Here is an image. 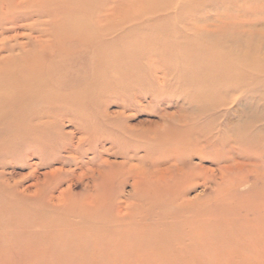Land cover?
<instances>
[{
    "label": "bare ground",
    "instance_id": "bare-ground-1",
    "mask_svg": "<svg viewBox=\"0 0 264 264\" xmlns=\"http://www.w3.org/2000/svg\"><path fill=\"white\" fill-rule=\"evenodd\" d=\"M258 6L264 0H0V264H261L264 182L240 192L263 175L251 158L264 149L254 110L264 104V38L247 16ZM149 84L155 94L176 84L198 108L171 139L181 176L122 198L112 187L120 169L149 162L153 144L134 145L143 127L121 128L95 102ZM117 128L130 155L116 170L106 159L90 168L117 147ZM97 141L109 146L83 159ZM192 152H216V170L185 171ZM17 159L26 173L5 169ZM200 183H214V195L194 205L186 194ZM219 204L222 218L207 225ZM231 209L248 214L225 217Z\"/></svg>",
    "mask_w": 264,
    "mask_h": 264
},
{
    "label": "rangeland",
    "instance_id": "rangeland-1",
    "mask_svg": "<svg viewBox=\"0 0 264 264\" xmlns=\"http://www.w3.org/2000/svg\"><path fill=\"white\" fill-rule=\"evenodd\" d=\"M256 9L252 10L253 13H249L247 15L250 19L258 20L257 28H260L263 33L264 38V10H260L259 6L255 7ZM260 12H258V10ZM255 13V15H254ZM253 14V16H252ZM251 15V16H250ZM261 22V23H259ZM263 25V26H262ZM263 27V28H262ZM2 54H5V52H2ZM84 60V59H83ZM174 85V84H173ZM150 86V87H149ZM153 84H149L146 87L142 88L140 91H135L136 97H133V93H129L131 96H126L125 92L121 93H104L97 98L95 105H99L100 109H104L107 112V115L116 123L118 120L120 121L121 128H125L128 126V128H135L139 127L141 125L143 128L142 134H141V141L142 142H133L134 145L140 146H146V144L142 143H149V145L153 144L152 152L153 156L150 159L149 162L147 160L139 162L135 167H129L124 166V168H121L120 171L122 172L121 175L117 176L116 182L113 183L112 187L115 190V193H119V195L123 197H128V195H131L134 191L137 190H149V189H155L156 184L159 188V190L163 191L167 188L168 185L173 183V178H175L177 175L181 176V172H179L176 167L173 165V155L178 152V144L171 140L173 136V133L175 131V127L178 125H185V114L187 113L189 117L193 116L195 112L197 111V106L190 103L188 100H185L183 97L184 92L182 94L181 90L178 91L176 87V84L173 86L169 85L168 90H163L160 92V94H155L152 91ZM171 87V88H170ZM176 89V91L173 88ZM147 91L145 92V90ZM172 89V90H171ZM114 91H116L114 89ZM165 91L167 93H165ZM153 94H152V93ZM176 92V93H175ZM179 92V93H178ZM134 94V95H135ZM175 94V95H173ZM121 95L126 96L127 99L133 100V101H127L129 103V107L125 109L124 114L120 115L119 112L121 109H123V102L121 100ZM152 95V96H151ZM156 95V96H155ZM161 95V96H160ZM129 97V98H128ZM133 97V98H132ZM120 98V99H119ZM254 98L248 97V99L243 100L242 102L250 101ZM258 100L256 97L255 100ZM251 102V101H250ZM257 102V101H256ZM127 103V104H128ZM243 107H241L242 109ZM259 109V110H258ZM255 112H258L261 117L264 116V104L263 101H258V107H255ZM231 109L228 110L230 112ZM101 113V112H99ZM182 114V115H181ZM181 115L180 117H178ZM180 119V120H178ZM264 117L261 118L257 122V126L259 127L260 133L262 136H264V124H263ZM263 124V126L261 125ZM262 126V127H261ZM261 127V129H260ZM114 128V127H113ZM120 128V129H121ZM157 128V130L152 131L153 129ZM72 125L68 122H64L63 124V130L64 131H73ZM120 129L117 128L114 130L115 133L118 135L116 136V146L112 152L105 153L102 151L101 156H97L93 159L92 164H89L90 168L94 167V163L101 162L102 159H106L108 162L113 164V168L116 170L117 165L116 162L123 161V155H130L127 154L128 151L121 152V149L126 147L127 144L123 141L125 138L124 136L119 137L121 134ZM130 131V130H129ZM119 139V140H118ZM75 141V138H74ZM96 141V139H95ZM172 141V142H171ZM100 142L97 141V145ZM104 143L105 148L109 146L108 141L101 142L97 149L87 151L86 154L83 155V159H87V157L95 156L93 153L99 152L101 150V145ZM96 144V142H95ZM86 147V146H85ZM180 147V146H179ZM104 149V148H103ZM143 149V148H142ZM94 151V152H92ZM116 151V152H115ZM120 152V153H119ZM145 153V150H140L137 153V156H142ZM62 154H65L64 152ZM100 154V153H99ZM123 154V155H122ZM216 154V152H212L210 154L199 156L196 153L192 152L189 153L184 158L186 159L184 164V170L187 171L188 167H193L198 171H208L209 169L216 170L217 165L212 161L213 156ZM258 154V155H257ZM255 156H252L251 158L253 161H255L257 168L261 171H263V175H259L256 177V175H252L249 177L248 181L245 183L244 186H241L240 192H246L250 188V184L255 181L257 184H261L264 182V170H263V164L261 163L264 160V149L263 147L260 149L259 153H257ZM97 155V153H96ZM146 157V156H144ZM247 157V156H246ZM158 160V161H157ZM29 161H38L37 158L30 159ZM212 161V162H211ZM133 163H137L136 160H134ZM221 163H224L221 161ZM22 164V165H21ZM52 166H57L58 163L54 162L51 164ZM6 170L14 171V173L23 174L28 171L26 166H24L23 162H21L19 159L15 160L9 167L5 168ZM46 168L43 167L39 171L42 172ZM263 177V178H262ZM259 178V179H258ZM217 181V175H215V178ZM87 179H83L82 182L77 184L73 187V192L75 194H79L83 192V183H85ZM26 182V181H25ZM216 185L214 183H207V184H198L194 186L192 189L188 191L186 194V198L189 200H193L194 205H198L203 203L204 201L211 199L214 195L213 189ZM262 191V190H261ZM258 196V193L256 194ZM259 194V198H260ZM232 201H237L236 197L231 198ZM248 201V200H247ZM251 205V200L249 199L248 205ZM249 205V206H250ZM225 204H219L217 205V214L216 218H213L214 220H209L207 222V225L213 226L214 223H217L219 221L223 214H219L218 211L224 208ZM243 214V215H242ZM248 212L238 210V209H231L228 212H226L225 217H233V216H247ZM221 216V217H220ZM251 242H256V240H250ZM259 255V256H258ZM255 256L256 259L259 258L261 260V264H264V245L263 250L261 254H258Z\"/></svg>",
    "mask_w": 264,
    "mask_h": 264
}]
</instances>
